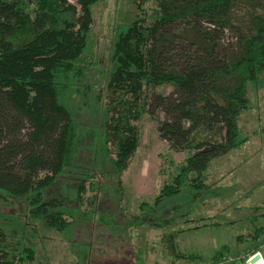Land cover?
I'll use <instances>...</instances> for the list:
<instances>
[{
  "label": "trees",
  "instance_id": "obj_1",
  "mask_svg": "<svg viewBox=\"0 0 264 264\" xmlns=\"http://www.w3.org/2000/svg\"><path fill=\"white\" fill-rule=\"evenodd\" d=\"M99 1L77 0L78 8L70 0H0V202L22 203L25 211L12 217L11 231L0 225V264L37 260L34 226L22 229L20 220L68 237L109 200L125 213L122 179L141 142L142 114L158 121L160 139L187 156L152 204L142 200L140 214L126 219L131 227L164 230L175 261L199 259L179 250L176 239L208 225L180 205L219 193L208 184L211 163L248 141L242 115L250 90L264 84V0H142L154 2L150 9L134 0L136 13L117 28L108 66L91 41ZM160 86L173 90L146 93ZM90 191L96 195L85 200ZM167 203L178 209H165ZM100 216L115 233L122 229ZM251 217L237 241L250 242L254 256L264 244V213ZM89 247L71 245L84 249L83 260ZM229 252L221 247L213 264Z\"/></svg>",
  "mask_w": 264,
  "mask_h": 264
},
{
  "label": "rangeland",
  "instance_id": "obj_2",
  "mask_svg": "<svg viewBox=\"0 0 264 264\" xmlns=\"http://www.w3.org/2000/svg\"><path fill=\"white\" fill-rule=\"evenodd\" d=\"M133 1L100 0L93 9L91 41H94V53L103 60L104 66L109 65L117 28L125 21L131 20L136 13ZM70 3L78 6L77 0H70ZM141 4L150 9L154 2L146 3L141 0ZM234 36L228 32L227 41H232ZM172 90L173 87L160 86L146 90V93L151 96L155 92L169 93ZM250 99V109L241 119L243 133L248 137L247 143L226 156L215 159L207 172L208 184H216L215 189H220L219 193L214 191L211 197L195 205L190 201L188 206L179 204L187 211L191 207L195 223L201 226L208 225L196 231L186 232L176 239L179 250L199 256V259L175 261L162 238L164 230L154 229L148 225L131 227L126 219L127 216L140 214L142 200L152 204L159 190L165 183L170 182L176 168L187 156L186 153L173 151L166 141L160 139L158 121L148 114H142L141 120L136 123L141 131V142L122 179L124 200L121 205L125 213L120 214L116 211L117 202L109 200L106 203L109 208L100 206L102 211L95 212L93 218L87 220L84 226L73 231L75 235L68 237L48 229L40 222L28 221L25 224V221L20 220L18 225L21 223L22 229L23 225H26L28 230L34 226L33 232L36 236L34 235L33 242L37 249V260L33 264H76L77 256L82 264H213L216 251L225 245H229L232 252L225 254L226 260L219 264H251L254 247H248L250 242L243 244L238 242L237 237L247 234L249 231L247 228L250 226L248 220L253 218L251 217L253 214L264 213V84L250 90ZM86 135L91 136L90 133ZM61 183L64 182L60 181L57 184L56 193ZM55 192L52 191L53 194ZM93 195L96 193L88 192L85 200ZM84 203L86 205L83 208H88L89 203L87 201ZM167 205L165 208L167 210L176 207L169 203ZM23 206L22 203L0 202V215L9 216L8 221L0 218V225L5 227L6 231L9 232L16 226L9 224L12 223V217H25ZM174 212L167 211L166 216H173ZM101 214L111 216L122 229L118 227L115 233L112 227L100 221ZM107 222L111 223L109 219ZM213 223L219 225L209 226ZM259 223L264 226V218L260 217ZM73 242L91 246L87 260H83L85 257L83 248L72 250ZM76 251L81 252L82 257L76 256L78 254ZM259 253L262 258L257 264H264V244ZM136 258L137 261L134 260Z\"/></svg>",
  "mask_w": 264,
  "mask_h": 264
},
{
  "label": "water",
  "instance_id": "obj_3",
  "mask_svg": "<svg viewBox=\"0 0 264 264\" xmlns=\"http://www.w3.org/2000/svg\"><path fill=\"white\" fill-rule=\"evenodd\" d=\"M262 256L260 254H256L251 260L250 263L251 264H257L260 262Z\"/></svg>",
  "mask_w": 264,
  "mask_h": 264
},
{
  "label": "built area",
  "instance_id": "obj_4",
  "mask_svg": "<svg viewBox=\"0 0 264 264\" xmlns=\"http://www.w3.org/2000/svg\"><path fill=\"white\" fill-rule=\"evenodd\" d=\"M254 256H255V255H254ZM254 256H252V258H253ZM252 258H251V259H252ZM225 260H226V259H225ZM225 260H224V261H225ZM230 260H232V259H230Z\"/></svg>",
  "mask_w": 264,
  "mask_h": 264
}]
</instances>
